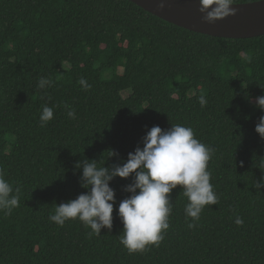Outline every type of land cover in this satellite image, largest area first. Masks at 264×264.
<instances>
[{
    "label": "trees",
    "instance_id": "16d2710c",
    "mask_svg": "<svg viewBox=\"0 0 264 264\" xmlns=\"http://www.w3.org/2000/svg\"><path fill=\"white\" fill-rule=\"evenodd\" d=\"M40 77L52 86L39 89ZM262 95L264 35L198 34L129 0H0V170L14 194L19 188V207L0 211V264H264V188L253 186L264 176L255 131ZM44 105L54 117L42 126ZM171 124L191 127L214 149L208 171L218 204L195 227L178 185L159 246L129 254L118 206L131 195V176L110 182L111 230L90 237L79 220L50 221L55 204L87 191L78 161L122 164L151 127ZM110 150L118 156L108 158Z\"/></svg>",
    "mask_w": 264,
    "mask_h": 264
},
{
    "label": "clouds",
    "instance_id": "9594fccd",
    "mask_svg": "<svg viewBox=\"0 0 264 264\" xmlns=\"http://www.w3.org/2000/svg\"><path fill=\"white\" fill-rule=\"evenodd\" d=\"M166 0H161L159 6L165 7ZM235 0H199V12L206 23L235 15L231 6ZM50 78L40 77L37 87L46 89L52 86ZM78 83L83 90L91 89V85L81 78ZM256 106L264 111V95L255 98ZM201 107L206 106L205 97H199ZM67 107V106H65ZM67 116L76 119L75 109L67 111ZM54 117V108L42 106L39 116L41 125H46ZM255 131L264 140V115L259 118ZM143 147H137L128 153L126 161L110 167H98L96 160L84 158L78 161L75 169L82 170L81 187L86 189L74 200L55 204L50 221L63 226L66 221L79 220L86 228L88 235L100 236L101 230L113 227V209L116 204L115 190L110 182L119 177L133 178L132 183L125 186L124 191L131 195L119 202L118 216L123 224L120 243L127 248L129 254L144 252L149 245L159 246L163 233L169 227V217L172 212L171 192L179 185L183 195L187 197L185 205L186 221L189 228L196 226L200 215L206 206L218 204V196L210 183L211 173L208 163L214 149L195 138L193 129L181 124H171V128L162 130L153 126L142 138ZM118 156L110 150L108 158ZM107 158V159H108ZM264 172V159L256 164ZM257 190L264 188V176L253 185ZM139 190V191H137ZM19 207V188L14 189L5 179V173L0 170V211L10 215L14 208ZM242 225L239 217L235 220Z\"/></svg>",
    "mask_w": 264,
    "mask_h": 264
},
{
    "label": "water",
    "instance_id": "95a60500",
    "mask_svg": "<svg viewBox=\"0 0 264 264\" xmlns=\"http://www.w3.org/2000/svg\"><path fill=\"white\" fill-rule=\"evenodd\" d=\"M146 12L191 32L225 39H245L264 35V0L233 4L235 15L206 23L199 12V0H129Z\"/></svg>",
    "mask_w": 264,
    "mask_h": 264
},
{
    "label": "rangeland",
    "instance_id": "374dc122",
    "mask_svg": "<svg viewBox=\"0 0 264 264\" xmlns=\"http://www.w3.org/2000/svg\"><path fill=\"white\" fill-rule=\"evenodd\" d=\"M194 93L192 92L191 93V95H193ZM124 97H127L128 95H129V92H124L123 94H122Z\"/></svg>",
    "mask_w": 264,
    "mask_h": 264
}]
</instances>
